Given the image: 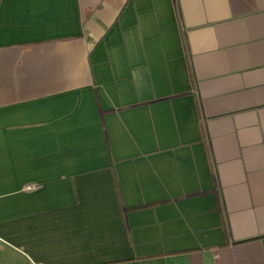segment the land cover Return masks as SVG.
Returning a JSON list of instances; mask_svg holds the SVG:
<instances>
[{
	"label": "crops",
	"instance_id": "0c3cea01",
	"mask_svg": "<svg viewBox=\"0 0 264 264\" xmlns=\"http://www.w3.org/2000/svg\"><path fill=\"white\" fill-rule=\"evenodd\" d=\"M0 264H264V0H0Z\"/></svg>",
	"mask_w": 264,
	"mask_h": 264
}]
</instances>
